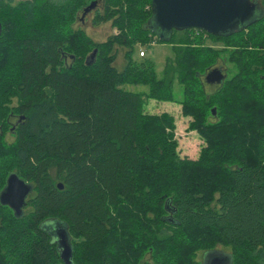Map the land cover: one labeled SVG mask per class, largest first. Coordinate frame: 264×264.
I'll return each instance as SVG.
<instances>
[{
  "label": "trees",
  "instance_id": "trees-1",
  "mask_svg": "<svg viewBox=\"0 0 264 264\" xmlns=\"http://www.w3.org/2000/svg\"><path fill=\"white\" fill-rule=\"evenodd\" d=\"M93 1V25L117 30L102 42L75 27ZM258 3L262 15L231 34L188 28L163 39L149 26L152 0H0V193L12 172L34 185L23 215L0 202V264H198L201 252L202 263L209 253L264 264ZM152 41L173 44L162 77L135 57ZM220 58L235 71L210 90L204 76ZM175 80L205 142L196 159L180 156L173 114L146 110L174 99ZM50 219L65 224L69 262L41 226Z\"/></svg>",
  "mask_w": 264,
  "mask_h": 264
},
{
  "label": "water",
  "instance_id": "water-1",
  "mask_svg": "<svg viewBox=\"0 0 264 264\" xmlns=\"http://www.w3.org/2000/svg\"><path fill=\"white\" fill-rule=\"evenodd\" d=\"M97 1L88 5L83 13L85 16L97 6ZM153 15L149 26L157 33L152 20L159 27L158 36L163 39L171 38L174 30L197 28L213 35L231 34L246 27L258 18H254L256 11L262 12L258 0H152ZM262 15V14H261ZM164 33H169L165 35ZM97 50L92 55L94 59ZM226 74L219 68H213L206 75L210 82H222ZM60 188L63 185H58ZM34 185L21 178L18 173L12 172L7 183L0 193V202L12 208L16 215L24 213L29 195L33 192ZM57 240L61 246L66 260L70 261L71 246L66 239L65 231L59 232ZM209 255L205 258L208 264H222L218 256ZM226 264H231L227 259Z\"/></svg>",
  "mask_w": 264,
  "mask_h": 264
},
{
  "label": "rangeland",
  "instance_id": "rangeland-1",
  "mask_svg": "<svg viewBox=\"0 0 264 264\" xmlns=\"http://www.w3.org/2000/svg\"><path fill=\"white\" fill-rule=\"evenodd\" d=\"M101 8H102V2L99 1L97 6H95V8L92 9L85 16H83V14L81 13L80 18L75 23V27H81L82 29H84L95 42L105 41L110 35L117 33V30L112 26V23L110 21L103 23L99 26L93 25L92 19L94 17L95 11L96 9H101ZM262 13L263 11L260 13L259 10H257L254 18L260 17ZM152 24L159 35L163 33L162 31H160L159 27L154 23V20H152ZM164 34L168 35L169 33H164ZM206 42L209 44H214L216 47L222 46L219 42L214 43L209 38H207ZM118 49L119 52L115 65L119 69H122L124 66V53L127 50V48L119 46ZM142 50L145 51V55L141 53ZM135 57L138 60H141L143 58L151 59L155 64V69L158 77H162L167 59L174 58L175 53L173 49V44L159 43L157 41H152L147 45H137L135 51ZM220 59H221L220 62L216 65L217 67L215 66V68L221 69L222 72L224 73L225 70L228 69V73L232 75L233 72L235 71L233 64L229 63L228 61H225L222 58ZM217 83L218 82H210L211 85H208V89L210 90L215 89ZM125 87L129 90L137 91V92L148 91V86L143 84L128 83L125 85ZM173 87L175 92L174 93L175 96L173 100L167 101V100H159V99H150L147 102L146 110L151 113H161L163 111H167L173 114L176 125V129H175L176 137L179 142L178 150L180 156L196 159L199 156L200 150L205 142L197 131L189 128V122L192 118L188 116H184L182 114L181 104H180V100L182 99L183 96L182 86L175 80ZM41 226L43 227V229L47 230L51 234L53 239L56 240V237L59 235V232L62 229H64L63 227H65V224L60 220L50 219L44 221ZM216 248L218 250H225L227 252H230V249L226 246L219 245ZM228 258L229 255L227 254L225 259ZM198 260H199L198 264H208L205 261L202 263V252L199 254Z\"/></svg>",
  "mask_w": 264,
  "mask_h": 264
},
{
  "label": "built area",
  "instance_id": "built-area-1",
  "mask_svg": "<svg viewBox=\"0 0 264 264\" xmlns=\"http://www.w3.org/2000/svg\"><path fill=\"white\" fill-rule=\"evenodd\" d=\"M143 55H145V51L144 50H142V52H141Z\"/></svg>",
  "mask_w": 264,
  "mask_h": 264
}]
</instances>
